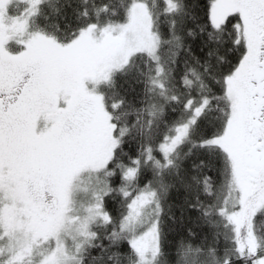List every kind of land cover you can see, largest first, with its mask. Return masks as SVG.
Returning <instances> with one entry per match:
<instances>
[{"label": "snow or ice", "instance_id": "6c2138e0", "mask_svg": "<svg viewBox=\"0 0 264 264\" xmlns=\"http://www.w3.org/2000/svg\"><path fill=\"white\" fill-rule=\"evenodd\" d=\"M0 264H264V0H0Z\"/></svg>", "mask_w": 264, "mask_h": 264}]
</instances>
